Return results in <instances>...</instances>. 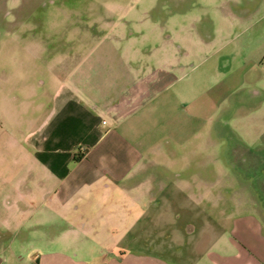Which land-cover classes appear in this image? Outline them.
I'll return each mask as SVG.
<instances>
[{
    "label": "rangeland",
    "instance_id": "1",
    "mask_svg": "<svg viewBox=\"0 0 264 264\" xmlns=\"http://www.w3.org/2000/svg\"><path fill=\"white\" fill-rule=\"evenodd\" d=\"M102 31L104 43L122 53L125 40L142 42L147 53L134 51L133 59L156 61L162 44L165 57L179 58L178 83L150 104L145 130L159 126V147L182 159L159 158L138 171L130 184L144 191L130 194L134 199L106 194L114 216L81 224L88 240L80 236L66 250L87 264H116L119 256L125 263L211 264V250L227 264H264L254 259L252 241L223 249L217 241L244 215L259 216L264 235V0H0L1 167L25 159L46 120L49 94L41 81L47 84L52 68L62 70L61 58L82 55ZM195 104L208 112L193 119ZM85 201L80 207L90 212L99 196ZM29 225L22 224V238ZM66 226L54 225V234ZM40 243L22 247V264ZM257 251L264 259V239Z\"/></svg>",
    "mask_w": 264,
    "mask_h": 264
},
{
    "label": "crops",
    "instance_id": "2",
    "mask_svg": "<svg viewBox=\"0 0 264 264\" xmlns=\"http://www.w3.org/2000/svg\"><path fill=\"white\" fill-rule=\"evenodd\" d=\"M94 40L88 44L80 40V44H87L83 54L73 59L61 58L62 70L54 72L52 68L47 84L41 81L45 87L40 91L49 94L45 108L48 115L30 143L31 152L23 155L25 159L13 158L9 168L0 165V264H22V247L37 239L42 243L31 249L28 264H87L75 259L77 252L66 249L71 243L76 244L78 237L85 236L79 230L81 224L85 226L96 219L105 223L114 216L110 211L115 204L111 205L112 199L108 202L106 194H129L134 199L130 194L144 191L130 184L138 171L148 168V164L154 167L152 162L159 158L182 159L180 154H166L165 148L159 147L162 146L157 133L159 126H155L156 130H145V122L150 120L145 116L151 111L150 104L158 102L178 83L180 75L173 68L179 65V58L165 57L162 44L157 60L150 63L148 59L132 58L134 51L139 55L147 53L142 42L135 47L134 41L125 40L120 43L126 49L122 53L113 42L104 43V31ZM205 108L195 104L189 116L197 119L201 114L202 117L208 112ZM177 127L168 132L172 130V136H176ZM203 140L207 151L208 140L205 137ZM75 153L81 154L78 160H74ZM160 186L163 189L167 184L161 181ZM97 196L99 203L92 205V211L81 209L80 200L87 199L88 203ZM28 208V215L22 217ZM257 217H235L232 232L222 233L217 239L220 249L233 240L252 241L247 245L254 250V259L262 263L264 259L260 258L257 247L261 246L264 235ZM27 219L30 225L22 238L19 233ZM56 224L67 226L54 234ZM242 227H248L246 232ZM54 239H59L58 247ZM240 244L242 247L237 250L246 254V244ZM209 252V263L227 264L228 257L220 251ZM123 257L119 256L116 264H153L144 260L125 263ZM203 257L199 256L197 262L203 261Z\"/></svg>",
    "mask_w": 264,
    "mask_h": 264
},
{
    "label": "trees",
    "instance_id": "3",
    "mask_svg": "<svg viewBox=\"0 0 264 264\" xmlns=\"http://www.w3.org/2000/svg\"><path fill=\"white\" fill-rule=\"evenodd\" d=\"M81 157V154L75 153L74 154V160H78Z\"/></svg>",
    "mask_w": 264,
    "mask_h": 264
},
{
    "label": "built area",
    "instance_id": "4",
    "mask_svg": "<svg viewBox=\"0 0 264 264\" xmlns=\"http://www.w3.org/2000/svg\"><path fill=\"white\" fill-rule=\"evenodd\" d=\"M36 257H34L33 259H35Z\"/></svg>",
    "mask_w": 264,
    "mask_h": 264
}]
</instances>
